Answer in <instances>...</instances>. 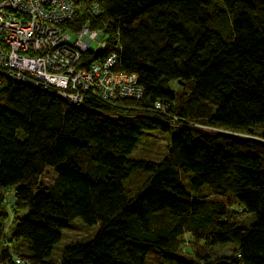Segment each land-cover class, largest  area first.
<instances>
[{
	"label": "trees",
	"instance_id": "16d2710c",
	"mask_svg": "<svg viewBox=\"0 0 264 264\" xmlns=\"http://www.w3.org/2000/svg\"><path fill=\"white\" fill-rule=\"evenodd\" d=\"M84 24L107 43L76 67L118 41L113 69L135 73L142 96L74 105L2 78L0 264H145L150 251L167 264H213L221 259L207 250L225 243L235 245L227 264H264V0H84L62 28ZM144 131L168 134L160 159L132 157ZM135 172L145 177L132 190ZM242 214L253 219L240 223ZM74 217L96 232L53 260ZM21 240L27 251L8 250Z\"/></svg>",
	"mask_w": 264,
	"mask_h": 264
},
{
	"label": "built area",
	"instance_id": "2783aa9c",
	"mask_svg": "<svg viewBox=\"0 0 264 264\" xmlns=\"http://www.w3.org/2000/svg\"><path fill=\"white\" fill-rule=\"evenodd\" d=\"M78 2L81 0H0V85L3 77H9L51 89L74 105L85 96L107 104L120 98L140 99L142 88L135 73L113 69L119 55L118 41L111 42L114 48L101 60L76 67L82 52L100 51L107 43L101 29L86 24L70 31L75 35L70 43L69 30L62 25ZM98 11L97 3H91L90 12ZM92 42L95 45L90 49ZM153 109L167 114L158 101ZM2 197L7 202L3 193ZM12 263L28 264L19 256L13 257Z\"/></svg>",
	"mask_w": 264,
	"mask_h": 264
},
{
	"label": "rangeland",
	"instance_id": "374dc122",
	"mask_svg": "<svg viewBox=\"0 0 264 264\" xmlns=\"http://www.w3.org/2000/svg\"><path fill=\"white\" fill-rule=\"evenodd\" d=\"M81 3H84V0H81ZM219 5V2H214L212 7ZM70 33V31H69ZM75 39V35L70 33V43H72ZM95 42H92L89 45L91 49L94 47ZM171 87L175 90H179L180 86H178L175 82H172ZM168 143V134L166 132L160 131H144L141 135L139 142L137 143L136 147L132 151L131 155L135 158H142V159H160L162 156L165 155L166 148ZM144 175L140 173H132L131 176L128 178L126 186L130 189H135L139 183L144 179ZM53 178V172L49 167L44 169L43 174L40 176V180L44 184H48L51 182ZM7 199L8 202L11 200L12 190L6 189L1 191ZM8 212V219L3 224V233L7 236L9 229H10V219L12 217V212H10L8 208H6ZM240 223H248L252 218V215L242 214L238 217ZM97 225H85L79 217H74L66 227L60 229V239L52 246L50 252V258L53 260H57L60 252L66 244L74 241H86L90 239L94 233L96 232ZM184 239V248L190 246L188 241V235L185 234L182 237ZM27 241L21 240L15 247L12 249V245L8 246V250H13L14 252H23L27 251L26 248ZM235 245L232 243H225L221 245H216L211 247L207 250L206 254L209 259L218 260V259H226L229 255L234 253ZM151 252V251H150ZM145 257V264H167L164 263L161 258L154 253H150Z\"/></svg>",
	"mask_w": 264,
	"mask_h": 264
},
{
	"label": "water",
	"instance_id": "95a60500",
	"mask_svg": "<svg viewBox=\"0 0 264 264\" xmlns=\"http://www.w3.org/2000/svg\"><path fill=\"white\" fill-rule=\"evenodd\" d=\"M213 264H227V262H226V260L221 259V260L214 262Z\"/></svg>",
	"mask_w": 264,
	"mask_h": 264
}]
</instances>
